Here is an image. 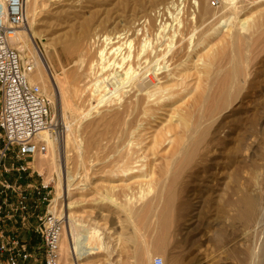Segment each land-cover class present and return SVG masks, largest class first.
<instances>
[{
    "label": "rangeland",
    "instance_id": "obj_1",
    "mask_svg": "<svg viewBox=\"0 0 264 264\" xmlns=\"http://www.w3.org/2000/svg\"><path fill=\"white\" fill-rule=\"evenodd\" d=\"M183 1L36 0L29 12L26 27L35 36L39 50L47 55V49L57 42L65 43L74 35L82 36L85 22L86 34L91 36L93 43L98 42L100 36L116 30H120L121 33L129 31V34H132L133 31L141 30L144 26L158 28L160 24H171L170 15L175 16L179 10H182L181 18L185 21L194 11L192 2L196 1L201 9L198 30L195 33L197 43L219 18L227 14L224 9L222 10L224 6L222 0H190V4ZM238 8L239 19L251 17V26L255 25V28L253 31H241L239 27H235L228 34L229 36L225 35L220 42L218 41L220 37H215L212 53H223V58L215 65L209 76H202L200 82L205 95L208 92L209 102L204 97V103L202 101L200 108H197L193 114L192 123L196 129L193 128L187 133L190 137L192 132H197L187 145L188 153L193 151L194 153L191 158H185L181 163L180 173L186 181L183 200H173V203H169V200H135L130 203L123 197L116 200L118 207L103 200L104 194L113 185L120 187L117 193L126 185L133 187V181H129L130 175L114 177L110 174V166L117 154L123 151L126 141L122 134L110 135L101 122L102 117L111 112L112 108L95 110L90 119L81 121L79 113L91 109L88 98L90 90L87 89L81 95V99L77 100L78 110L73 113L68 108L64 109V102L60 96L57 99L59 100L57 106L51 101L55 121L65 124L66 127L68 122L77 137V144L73 143L71 146L70 160L67 163V132L60 137L62 143H59L65 172H69L74 180L69 196L71 202L77 204L73 212L81 223L99 222L101 229L107 235L106 242L110 247L106 253L102 252L85 264H153L156 258L164 259L167 264H233L232 260L235 258H243L241 253L245 249L264 246V237H262L264 236V0H238ZM189 26L188 32L192 31L191 25ZM238 38H240V46L237 45ZM186 44V42L177 44L173 50L172 54L176 53V58L169 63L170 70L179 64L177 56L182 53V47H187ZM21 56L23 64H26L28 58L25 56L24 58L22 53ZM232 59H235V62ZM239 60L245 72L241 71L239 76L242 77L244 73L245 77H238L237 82L232 80L231 82L234 83L229 84L224 80V74L232 72L234 63ZM49 61L53 70L62 76L53 50ZM201 64L199 63L198 66L200 67ZM246 64H249V68ZM224 82L227 83L225 89ZM84 84L83 82L81 85ZM194 84L195 81L190 85V94L181 102L183 106L181 103L179 105L183 110H187L193 104ZM201 92L197 91L196 94ZM172 109L165 108L159 112L156 119L149 120L151 125H148V121L143 117L137 119L135 128L138 130L130 138L138 139L136 136L139 131L145 128H151L150 131L142 133L144 135L149 133L147 137L160 130L170 119ZM172 119H174L172 123L177 125V117ZM128 129L127 126L125 130ZM92 130L96 131L95 146L92 150L86 151ZM180 130H177L178 134H182ZM72 136L74 137L73 134ZM146 146L145 143L144 147ZM168 146L167 143L162 148L168 150L170 148ZM163 157H166L165 151L160 154L155 165L160 164ZM35 162L36 158L30 161L35 180L50 183L54 191V199L57 198L58 174L46 163L42 171L37 169ZM232 162L240 166L235 170L238 174L233 170L235 167H230L233 165ZM234 176L238 177L237 180L233 178L235 182L229 178ZM223 183L229 184L230 189L233 188L231 200H224V193L221 191ZM238 196L240 199L249 197L258 204L255 203L257 216L253 223H245L239 216L240 208L237 202L243 200H239ZM232 202L236 204L232 205ZM52 208L53 206L50 209ZM30 224V230L24 231L26 234L23 233L22 236L30 250L42 262L44 257L42 240L33 232L37 221L31 220ZM163 224H167L168 231L162 230ZM260 237L263 239L262 242L259 240ZM146 251L150 254L151 261H139V255ZM41 262L38 264H42ZM0 264H6L5 255L0 256Z\"/></svg>",
    "mask_w": 264,
    "mask_h": 264
},
{
    "label": "bare ground",
    "instance_id": "obj_2",
    "mask_svg": "<svg viewBox=\"0 0 264 264\" xmlns=\"http://www.w3.org/2000/svg\"><path fill=\"white\" fill-rule=\"evenodd\" d=\"M222 1L224 2L222 10L224 9L227 14L224 15L225 17L219 18L217 23L197 43L195 42V33L198 30L197 24L201 9L196 1L192 2L194 11L188 15L185 21L181 18L182 10H179L175 16L170 15L172 16L171 24H160L158 28H155V26H144L141 30L133 31L132 34H129V31L121 33L120 30H116L100 36L97 40L98 42L94 41L93 43L91 42V36L86 34L87 23L85 22L82 36L75 37L74 35L68 42H57L50 49H47V55L39 50L35 36L26 27L28 25L27 22L25 28L19 32L16 39V47L23 54V57L28 58L27 63L33 62L35 66V71L30 76V81L43 88V91L54 102L55 106L59 103L57 99L60 96L64 102V109L68 108L72 113L76 112L78 110L77 100L81 99V95L88 89L90 90L88 98L91 109L87 112L79 113L81 121L90 119L95 110L105 107L112 108L111 112L102 117L101 122L106 126L110 135L122 134L123 137L125 136L126 139L124 140L126 141L125 143L123 142V151L119 152L115 159L113 158L114 162L110 166V174L114 177L130 175L129 181H133V187L130 188L129 185H126L122 191L117 193L119 186L113 185L104 194L103 200L111 202L116 207L119 205L116 200H120L123 197L129 200L130 203L135 200H169V203H173V200H183L182 195L186 189V181L180 173V170L182 171L181 163L185 158H191L194 153V151L188 153L187 145L197 132H192L190 137H188L187 133L195 128L192 123L193 114L197 108H200V103L204 97L205 99L207 98L208 94L207 92L205 95L201 89L200 82L202 76H209L215 65L223 58V53H212L215 47V37H220L218 38L220 42L235 27H239L241 31H253L255 28V25L251 26V17L239 19L238 0ZM34 2L36 0L25 1L27 21L29 12L35 4ZM183 2L190 4L191 1L184 0ZM189 25L192 27L190 32H188ZM236 41L237 45L240 46V38ZM182 42H186L188 45L186 44L187 47H182V53L177 56L179 63L177 67L170 70L171 66L169 63L176 58V53L174 55L172 52L177 47V44ZM51 48L59 62L62 76L58 75L50 64ZM238 51L240 52L241 50L239 49ZM240 55L241 53H239ZM239 58L241 59V57ZM244 58L247 57L244 56ZM233 62H235V59ZM199 63H202L200 67L198 66ZM234 64L235 67L233 66L232 72L224 74V80L228 81L229 84L232 80L237 82L238 77H241L239 76L241 71L244 72L240 60ZM243 74L241 78H243ZM193 81H195L193 104L187 110H183L179 105L190 94L189 88H191L190 85ZM83 82L85 84L82 86ZM226 84L224 82V89ZM197 91L203 92L196 94ZM206 101L209 102L208 98ZM185 104L187 103L185 102ZM165 108H174L170 110L172 115L170 119L168 118L166 125H162V128L158 131L156 130L151 136L147 137L149 133L142 134L151 130V128H145L139 131L140 133L136 136L138 139L130 138L138 130V128H135L137 119L143 117L148 121V125H151L149 120L156 119L158 113ZM173 117H177V125L172 123ZM66 125L68 138L66 143L67 163L70 160L71 146H73V143L77 144V137L76 132L71 129V125L68 122ZM127 126L129 129L125 130ZM134 129L136 130L134 131ZM178 129H181L182 134L177 133ZM91 134L86 151L92 150L95 146L94 136L96 131L92 130ZM41 139L47 143L48 151L45 154L36 156L35 164L37 169L41 170L44 163H46V165L50 166L49 168L56 171L59 177L57 198H53V208L50 209V212L60 215L65 220V231L61 241L63 257L61 264H85L86 261L102 252L106 253L108 251L110 247L106 242L107 235L101 229L99 222L84 224L76 219L73 210L77 204L71 202L69 198L74 180L69 172H65L63 154L60 152L61 149L59 151V143L61 144L62 142L60 138L56 139L48 132L42 133ZM145 143L146 147H144ZM167 143L170 148L168 150L163 149L162 147L166 146ZM200 150L201 148H199ZM164 151L166 157L162 158L160 164L156 163L157 165H155L160 154ZM236 163L233 164L232 162L233 165L230 166L235 167L234 171L240 167ZM244 167L242 168L244 169ZM234 171L232 172L234 173ZM229 178L236 179L238 177ZM235 179L232 181L235 182ZM227 183H223L221 191L224 193V200H231L233 188L231 187L232 189H230ZM239 200H243L237 202L240 208L239 216L245 223H253L257 216L255 213L256 202L254 203V200L252 201L249 197L239 198ZM235 204L236 202H232V205ZM167 228V224H163L162 230H167ZM246 234L248 235V231ZM262 237L264 236L262 235ZM259 240L262 242L263 239ZM241 254L243 256L242 259H236L234 256L233 264H264V246L250 247ZM139 256V261L141 262L151 261V256L147 251ZM165 264L167 263L165 262Z\"/></svg>",
    "mask_w": 264,
    "mask_h": 264
},
{
    "label": "built area",
    "instance_id": "obj_3",
    "mask_svg": "<svg viewBox=\"0 0 264 264\" xmlns=\"http://www.w3.org/2000/svg\"><path fill=\"white\" fill-rule=\"evenodd\" d=\"M26 0H0V256L6 264H38L22 236L33 232L42 240V264H61L65 220L51 213L53 188L34 181L30 161L45 154L44 132L63 137L67 127L55 121L52 102L30 81L33 62L23 64L16 39L26 26ZM26 234V233H25ZM153 264H165L156 258Z\"/></svg>",
    "mask_w": 264,
    "mask_h": 264
},
{
    "label": "crops",
    "instance_id": "obj_4",
    "mask_svg": "<svg viewBox=\"0 0 264 264\" xmlns=\"http://www.w3.org/2000/svg\"><path fill=\"white\" fill-rule=\"evenodd\" d=\"M34 181H36V180L34 179Z\"/></svg>",
    "mask_w": 264,
    "mask_h": 264
}]
</instances>
